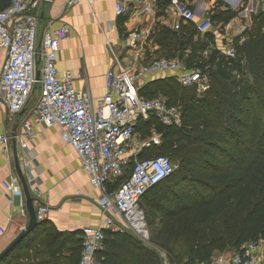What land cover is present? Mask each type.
Instances as JSON below:
<instances>
[{"label":"trees","instance_id":"trees-1","mask_svg":"<svg viewBox=\"0 0 264 264\" xmlns=\"http://www.w3.org/2000/svg\"><path fill=\"white\" fill-rule=\"evenodd\" d=\"M11 1L0 0V10ZM237 13L227 8L217 19L226 24ZM198 33L195 21L181 20L176 29L159 26L151 35L166 58L183 60L206 76L207 89L198 94L176 76L139 88L140 96H161L167 106L180 110V125L153 116L137 123V131L161 134L160 144L140 157L164 155L177 168L139 201L146 224H157L149 241L129 230H106L95 253L99 264H164L160 251L176 264H202L216 252L264 239V32L253 30L243 45L242 58L253 82L242 88L196 58L192 48L185 54ZM124 177L107 183L108 190ZM45 226L39 221L19 244L27 242V250L16 260L23 256L27 260L20 264H78L81 233Z\"/></svg>","mask_w":264,"mask_h":264},{"label":"built area","instance_id":"built-area-1","mask_svg":"<svg viewBox=\"0 0 264 264\" xmlns=\"http://www.w3.org/2000/svg\"><path fill=\"white\" fill-rule=\"evenodd\" d=\"M85 1L91 4L93 0ZM40 0H12L0 10V106L11 114L20 113L36 86L37 100L30 118L46 127L57 126L61 140L74 149L81 159V166L92 186L101 192L99 208L103 220L102 227L85 226L81 229V253L78 264H99L95 253L102 247L104 232H123L128 229L144 241L149 240V230L144 214L139 208L141 197L152 186L167 178L176 168L166 156L151 155L140 157L141 152L153 145H159L161 134L151 130L147 138H141L136 126L140 120L153 116L164 124L180 125V110L167 106L163 97L144 98L139 95L138 79L146 74L161 71H175L176 78L184 87L194 86L199 94L207 89V78L198 69L189 68L182 61L171 58H155L138 64L141 54L134 55L129 65L118 60L105 73V93L97 108L93 109L87 92L72 88L71 77L60 76L56 68L59 43L69 35V27L62 24L56 29L44 30L41 50L36 49V16L31 12ZM176 14L184 22L194 21L196 13L180 0H170ZM116 16H122L126 6L115 3ZM149 8L143 6L142 12ZM211 26L209 18L196 22L198 32H206ZM108 27L114 24L108 23ZM178 27V24L175 25ZM143 32L134 29L128 34V48L139 51ZM43 60L42 72L36 78V54ZM226 53L235 57L231 48ZM19 135L20 147L28 148V141L34 136L28 120L22 122ZM0 151L9 156V137L0 133ZM30 160L24 162L28 168ZM125 176V177H124ZM113 190H106V184L122 178ZM27 179L33 177L28 172ZM5 197L22 196L19 179L15 176L2 182ZM32 198L37 221H43L48 205L41 199V191L33 186ZM116 214L123 228L117 223ZM0 233L5 228L0 224ZM164 264H176L164 251H160ZM202 264H264V239L244 242L239 249L227 254L213 255Z\"/></svg>","mask_w":264,"mask_h":264},{"label":"crops","instance_id":"crops-1","mask_svg":"<svg viewBox=\"0 0 264 264\" xmlns=\"http://www.w3.org/2000/svg\"><path fill=\"white\" fill-rule=\"evenodd\" d=\"M181 1L196 13L195 22L211 18V26L206 32L196 34L192 46L185 54L192 48L196 58L205 59L216 71L238 82L241 88L251 85L253 78L242 58V48L253 30L264 32V0ZM116 2L126 6L122 16L115 14ZM144 5L149 8L148 12H142ZM227 8L238 13L226 24H222L217 17ZM31 12L37 19V52L41 50L43 33L47 27L56 29L62 24L69 27V35L59 43L56 68L60 76L68 74L71 77L73 89L89 94L93 109L97 108L105 93V73L115 60L127 66L138 52L141 54L138 64L155 58H166L151 35L159 26L176 29L175 25L182 20L170 0H93L91 4L75 0H40ZM108 23L114 24V27H108ZM134 29L143 32L144 36L139 44V51L131 50L127 45L128 34ZM228 48L235 52V57L226 53ZM3 56L4 54L0 55V64ZM35 59L36 73L40 75L43 60L38 53ZM180 61L184 63L183 60ZM176 74L175 71L146 74L138 79L137 85L140 88L152 80L175 77ZM36 86L38 92L40 84ZM30 102L29 100L18 114H11L4 106H0V133L9 137L10 145L8 157L0 151V224L5 228V233H0V252L29 222L24 194L20 197L12 196V201L4 195L2 182L12 176L18 178L15 157L18 158L30 195H33L31 188L36 186L41 191V199L48 205V212L43 220L46 226L59 232H78V236L85 226H103L98 203L101 192L90 183L78 154L71 145L61 140L58 127H46L30 118L35 105V102ZM24 120L31 123L34 133L26 150L19 143ZM29 160L30 165L25 168L24 162ZM28 172L33 177L32 181L27 179ZM19 186L22 190L20 180ZM105 189L108 191L107 186ZM112 215L117 223L124 229L127 228L116 214ZM126 230L128 229L123 232ZM37 233H40L38 237L43 235L40 229ZM26 244L27 242L18 245L2 264H20L26 261L23 256L18 261L15 258L27 250ZM231 251L216 252L214 255Z\"/></svg>","mask_w":264,"mask_h":264},{"label":"water","instance_id":"water-1","mask_svg":"<svg viewBox=\"0 0 264 264\" xmlns=\"http://www.w3.org/2000/svg\"><path fill=\"white\" fill-rule=\"evenodd\" d=\"M36 78L37 79L39 78L38 73H36ZM14 141L15 139L13 138V142ZM14 165H15L17 175H18V178L22 186L23 194L25 196V203H26L27 211L29 213V222L25 226V228H23L20 231V233L7 245V247L0 252V263L9 256V254L26 238V236L30 232L34 231L37 228L38 223H39L35 216V211L33 207V198L30 195V192L28 190V187L24 179V176H23V173H22L17 157L14 158Z\"/></svg>","mask_w":264,"mask_h":264},{"label":"rangeland","instance_id":"rangeland-1","mask_svg":"<svg viewBox=\"0 0 264 264\" xmlns=\"http://www.w3.org/2000/svg\"><path fill=\"white\" fill-rule=\"evenodd\" d=\"M37 95H38V92H37V86H35L34 90H33V93L31 94V97H30V104H32V102H35V100H37ZM143 131V130H142ZM141 130H138V133L140 135L141 138H147L150 136V134L146 133V132H142ZM148 134V135H147ZM176 164V163H175ZM177 168V167H176ZM157 226V224H154L153 227H149V230L150 232L153 230V228H155ZM149 241V240H148Z\"/></svg>","mask_w":264,"mask_h":264}]
</instances>
